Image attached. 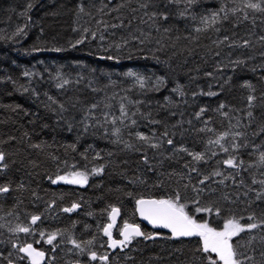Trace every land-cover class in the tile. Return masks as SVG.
I'll return each instance as SVG.
<instances>
[{
    "label": "trees",
    "instance_id": "16d2710c",
    "mask_svg": "<svg viewBox=\"0 0 264 264\" xmlns=\"http://www.w3.org/2000/svg\"><path fill=\"white\" fill-rule=\"evenodd\" d=\"M247 2L0 0V152L7 164L0 172V186L10 187L8 193L0 194V264H7L4 257L13 264H28L20 259L23 255L13 242L32 243L44 251L45 264H208L206 256L216 257L197 251L202 248L201 239H167L170 235L140 224L136 201L169 199L180 192L185 202L187 193L185 211L217 230L232 215L246 217L250 211L264 209V203L253 202L255 192L247 191L248 187L260 189L251 182L264 179V169L253 167L235 176L236 170L222 164L234 155L247 167L264 151V133L254 135L264 126V12L244 7ZM251 2L264 7V0ZM152 12L164 13L168 19L159 15L150 19ZM214 14H219L216 23H212ZM19 29L23 31L17 34ZM82 36L84 42L72 47ZM57 48L60 51L52 50ZM137 77L143 78V88ZM64 80L68 83L59 87ZM245 83H251L254 91L243 87ZM208 91L218 95L201 94ZM250 94L257 97L252 109L247 105ZM221 103L226 107L218 110ZM201 108L206 111L196 119ZM249 110L254 116L250 126ZM115 128L120 129L119 142H114ZM166 129L173 134V146L153 149L137 138L142 134L157 142ZM226 131L230 135L221 144L230 147L233 134L239 131L245 136L237 142L248 147L224 153L219 145L208 143ZM253 146L258 150L253 152ZM180 147L206 153L207 162L197 165L203 173L220 170L235 176V181L228 179L222 185L210 182L215 191L203 197V201H219L221 216L195 212L194 194L183 187L189 183L185 164L191 157L176 151ZM145 154L149 164L143 162ZM101 166L103 172L94 174L92 170ZM76 171L88 175L87 184L51 182ZM198 179L192 174L191 183ZM73 203L80 207L71 213L63 211ZM112 207L119 209L110 230L113 239L121 240L125 222L157 238H136L123 250L111 249L103 228L109 224ZM32 215L41 216L35 225H31ZM17 224L37 231L13 234L9 229ZM52 232L57 238L50 245L46 240ZM248 236L241 233L232 242L246 245ZM71 240L81 243L85 252L74 248ZM88 240L93 243L88 245ZM252 247L254 251H241L259 264L264 245L257 241ZM91 251L107 255L108 261H91Z\"/></svg>",
    "mask_w": 264,
    "mask_h": 264
},
{
    "label": "snow or ice",
    "instance_id": "6c2138e0",
    "mask_svg": "<svg viewBox=\"0 0 264 264\" xmlns=\"http://www.w3.org/2000/svg\"><path fill=\"white\" fill-rule=\"evenodd\" d=\"M169 3H179L180 0H168ZM193 0H188V3H192ZM29 8H31V4L28 5ZM141 7L147 8V4H142ZM244 7L258 10L260 12H264V7L261 6L260 3H252L251 0L247 2ZM83 11V8L80 9ZM221 11H224V9H221ZM233 13H235V9L232 10ZM159 15L162 19H168V16L164 13H156L152 12L150 15V19L155 20L157 16ZM219 14H214L212 17V23L217 22V17ZM247 19V16L244 17ZM223 19H227V15L223 17ZM115 27V25H113ZM20 31H23V29H19L18 33ZM165 31H168V29H165ZM196 31H201V29L197 28ZM85 33H88V29L84 30ZM91 36L93 39L96 38V34L93 32L91 33ZM84 36H82L80 39L76 41L75 44L72 45V47H76L77 45L84 42ZM101 40H103V36L100 37ZM227 39V38H225ZM264 39V38H262ZM224 41H221L223 43ZM245 47L248 46V42L244 41ZM119 47V46H118ZM54 51H60V49H52ZM100 59H105V57L101 56ZM107 59H114L112 56H108ZM236 63H241V61H236ZM27 76L28 73H25ZM129 76L133 75L132 73H128ZM208 76H212V73H207ZM137 79L140 82V87H144V80L143 78L137 77ZM68 81L64 80L62 84L58 85L59 87H63L65 84H67ZM159 83H162V81H159ZM245 88H248L250 90H253V85L251 83H245L242 85ZM176 91L179 92L181 96L184 95V92L181 89H177ZM203 95L208 96H215L218 95L216 92L208 91L201 93ZM51 100L52 98L49 97ZM257 97L254 95H248L247 97V105L249 109L254 108L255 101ZM53 103H56V101L53 100ZM93 108L96 106L93 105ZM226 107L225 104L221 103L219 105L218 110L224 109ZM61 110H64V106L60 105ZM121 114L123 116H127L128 113L125 111L124 107L121 106ZM206 109L201 108L199 112L195 114L196 119H200ZM224 115H227V113H224ZM247 118L249 119V126L251 124V121L254 119L253 112L247 111L246 113ZM105 120H107V117H105ZM113 124L115 123V119L111 121ZM124 121L121 120V123ZM156 123H159L158 121H154ZM133 125L136 123L135 120H132L131 122ZM191 123V121H189ZM200 131H205V129H200ZM207 131H212L211 128H208ZM260 133H264V126H261L259 128V131L254 133V135H259ZM112 135L117 137V140L114 142H119V136H120V129L115 128L112 132ZM173 134H170L167 129L162 134V137L159 138L157 142H153L151 138L148 136L137 134V138L141 141H144L149 147L153 149H160L164 144H167L169 146L174 145V140L172 138ZM230 135L229 132H224L221 134L217 139L215 140H209L208 143L210 145L215 144L219 145L220 149L224 153H229L230 150L232 152H238L239 149L243 147H248V144L246 142H237V138H240L241 141H243L245 133L242 132H235L232 136V143L231 146H225L224 144H221V140H225ZM128 148H131L132 145H126ZM36 147H39V145H36ZM257 146H253V152L257 151ZM176 151L184 152L188 156L191 157V162L188 164H185V168L188 169L187 171V178L189 180V183H186L183 185L184 189H191V192L194 194L191 197V202L193 205H195V212L196 213H209L214 214L216 216H221V207L219 206V201H213V200H207L203 201V197L205 195H210L212 192L215 191V189H212L210 187V182L212 183H218V184H224L226 180L232 179L235 181V176L240 175V171H248L249 168L257 167L264 169V151L259 152L258 159L255 163H249L247 167H245V162L243 160H238L236 156L229 155V157L222 161V164L226 167L232 168L236 170L235 176L231 173L225 174L220 170H213L211 173H203L201 170L197 168V165L201 162L206 163V153H198V152H192L188 150L187 148L180 147L176 149ZM212 155H216L215 152L212 153ZM98 157V154H97ZM5 161V154L3 152H0V172H2L4 169L7 168V164L4 163ZM143 162L145 164H149V160L147 155L145 154L143 157ZM94 174H101L103 172V166L99 168H94L93 170ZM192 174H195L199 179L196 181L195 184L191 183L192 180ZM69 176L72 177V179H69ZM69 176H61L58 175L55 179H51V182L53 184H56L60 181H63L65 183H75L80 184L81 186L87 184L88 176L85 172H72L69 173ZM219 177V180H216L215 178ZM185 177L182 176L181 179H184ZM253 185L259 184L261 187L260 189H253L252 187H248V192H255L254 200L253 202H260L264 203V179L257 180L255 178L252 179L251 182ZM240 184H243V180L240 181ZM239 186V185H237ZM23 188V185L20 186ZM10 191V187L8 185H2L0 186V194L8 193ZM183 199L185 202L182 201V194L180 192H176L172 198L169 199H158V200H144L139 199L136 201L138 205V210L141 214V216L148 220L154 227H162L169 229L171 232V236L166 237L167 239H174L179 237H191V236H198L201 238L202 241V248H198L197 251L203 252L205 254L208 253H214L216 259H213L211 256H206L205 258L208 260V264H258L256 262L255 257L252 255H248L246 251H241L242 248H247L251 251H254L255 249L252 247L254 243L257 241L264 245V209H261L259 213L256 211H250L248 215L245 216H235L232 215L229 218L225 219L223 224L222 230H217L216 228H213L209 225L208 222H198L194 216L189 215L188 212L185 211V208L188 206L187 204V193H185ZM220 199L227 201V196H222ZM80 205L78 203H73L70 207L63 208V211L66 213H71L78 209ZM251 207V205H249ZM119 209L116 207L111 208V212L109 213V218L112 220V223H109L103 228V234L104 236L108 237V246L112 248L120 247L121 250L124 248H127L130 244H132L133 240L137 237H143L144 240H155L157 238L156 234L151 233H144L141 232L139 226L135 225H129L128 223H124L123 229L120 230V236L123 237L122 240L113 239L112 233L110 229H112L115 225V216L118 214ZM41 219L40 215H32L30 217L31 225H35L37 221ZM247 219L249 221L246 224H242L241 220ZM0 227H3V225H0ZM10 232L13 234L16 233H24L26 235L34 234L37 230L31 226H21L20 224H17L14 228L9 229ZM247 232L249 233V236L247 238V243L242 244L240 241H236L233 243V238L240 236L241 233ZM45 233L41 232L40 236L43 238ZM57 233L52 232L47 234V240L46 243L53 244V241L56 240ZM39 243V241H37ZM71 243L73 244L74 248L79 249L81 253L85 252V248L81 246V243H78L75 240H71ZM88 245H91L93 243L92 240H88L86 242ZM55 247V246H54ZM13 248L16 249L19 253H23V256H20L21 260L27 259L28 264H42V261L45 258V252L37 250L33 247L32 243H26L23 245H17L15 242H13ZM54 250V249H53ZM12 255L11 252H9L8 256L10 257ZM260 256L262 258V262H259V264H264V249L260 251ZM88 257L91 261H97L98 259L104 262L108 261L107 255L98 256L95 251H91L88 253ZM7 259V264H13L12 259H8L7 257H4ZM79 264V262H77Z\"/></svg>",
    "mask_w": 264,
    "mask_h": 264
},
{
    "label": "water",
    "instance_id": "95a60500",
    "mask_svg": "<svg viewBox=\"0 0 264 264\" xmlns=\"http://www.w3.org/2000/svg\"><path fill=\"white\" fill-rule=\"evenodd\" d=\"M144 200H150V199H144ZM151 200H154V199H151ZM135 213H136V217H137V221L142 224L144 227H146L147 229H150L151 231H154V232H162V233H166L168 235L171 236V232L169 231V229H166V228H162V227H154L148 220L144 219L139 210H138V205L136 203V206H135ZM118 216L119 214H116L115 216V225L117 223V220H118ZM109 223H112V220L109 218ZM114 225V226H115ZM123 229V228H122ZM111 230V229H110ZM121 240L123 239L122 236H120ZM143 237H137V239H142ZM191 238H199L198 236H191V237H179V238H174V239H191ZM111 249H113L111 247ZM23 255V253H21ZM46 263V259L44 258V260L42 261V264H45Z\"/></svg>",
    "mask_w": 264,
    "mask_h": 264
},
{
    "label": "rangeland",
    "instance_id": "374dc122",
    "mask_svg": "<svg viewBox=\"0 0 264 264\" xmlns=\"http://www.w3.org/2000/svg\"><path fill=\"white\" fill-rule=\"evenodd\" d=\"M88 176V175H87ZM69 179H72V177L71 176H69ZM72 184H75V183H72ZM80 185V184H79ZM223 229V227L220 229V230H222ZM201 239V238H200ZM201 241V240H200ZM201 245H202V241H201ZM214 254V253H213ZM215 255V254H214Z\"/></svg>",
    "mask_w": 264,
    "mask_h": 264
}]
</instances>
